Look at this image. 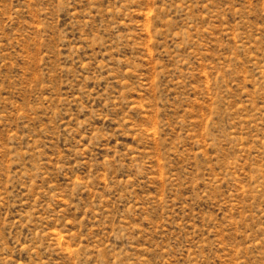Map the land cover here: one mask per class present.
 <instances>
[{
    "label": "rangeland",
    "instance_id": "obj_1",
    "mask_svg": "<svg viewBox=\"0 0 264 264\" xmlns=\"http://www.w3.org/2000/svg\"><path fill=\"white\" fill-rule=\"evenodd\" d=\"M0 264H264V0H0Z\"/></svg>",
    "mask_w": 264,
    "mask_h": 264
}]
</instances>
